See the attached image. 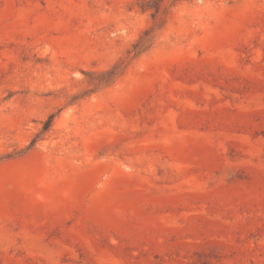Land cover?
Wrapping results in <instances>:
<instances>
[{"label": "rangeland", "instance_id": "obj_1", "mask_svg": "<svg viewBox=\"0 0 264 264\" xmlns=\"http://www.w3.org/2000/svg\"><path fill=\"white\" fill-rule=\"evenodd\" d=\"M0 264H264V0H0Z\"/></svg>", "mask_w": 264, "mask_h": 264}]
</instances>
